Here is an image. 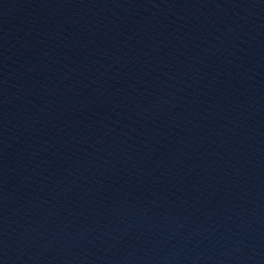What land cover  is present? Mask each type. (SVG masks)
I'll list each match as a JSON object with an SVG mask.
<instances>
[{"label": "water", "instance_id": "obj_1", "mask_svg": "<svg viewBox=\"0 0 264 264\" xmlns=\"http://www.w3.org/2000/svg\"><path fill=\"white\" fill-rule=\"evenodd\" d=\"M0 264H264V0H0Z\"/></svg>", "mask_w": 264, "mask_h": 264}]
</instances>
